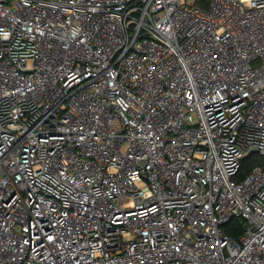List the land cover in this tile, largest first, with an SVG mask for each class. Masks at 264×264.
I'll list each match as a JSON object with an SVG mask.
<instances>
[{"label":"built area","instance_id":"obj_1","mask_svg":"<svg viewBox=\"0 0 264 264\" xmlns=\"http://www.w3.org/2000/svg\"><path fill=\"white\" fill-rule=\"evenodd\" d=\"M0 264H264V0H0Z\"/></svg>","mask_w":264,"mask_h":264},{"label":"trees","instance_id":"obj_2","mask_svg":"<svg viewBox=\"0 0 264 264\" xmlns=\"http://www.w3.org/2000/svg\"><path fill=\"white\" fill-rule=\"evenodd\" d=\"M252 154L248 155L243 162V173L245 174L247 170L250 168L252 163ZM244 223L238 219L230 220L228 223L224 225V230L226 233L231 235L234 238H237L244 230Z\"/></svg>","mask_w":264,"mask_h":264},{"label":"rangeland","instance_id":"obj_3","mask_svg":"<svg viewBox=\"0 0 264 264\" xmlns=\"http://www.w3.org/2000/svg\"><path fill=\"white\" fill-rule=\"evenodd\" d=\"M257 156L261 157V155H257Z\"/></svg>","mask_w":264,"mask_h":264}]
</instances>
